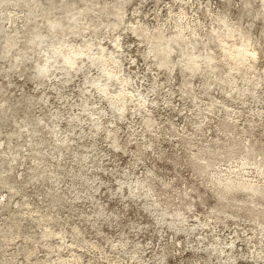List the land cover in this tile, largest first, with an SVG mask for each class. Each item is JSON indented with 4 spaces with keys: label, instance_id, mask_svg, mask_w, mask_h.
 <instances>
[{
    "label": "rangeland",
    "instance_id": "rangeland-1",
    "mask_svg": "<svg viewBox=\"0 0 264 264\" xmlns=\"http://www.w3.org/2000/svg\"><path fill=\"white\" fill-rule=\"evenodd\" d=\"M0 264H264V0H0Z\"/></svg>",
    "mask_w": 264,
    "mask_h": 264
}]
</instances>
